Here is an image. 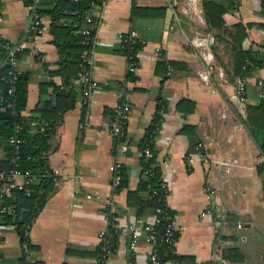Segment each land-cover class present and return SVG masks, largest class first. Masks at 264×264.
Masks as SVG:
<instances>
[{
    "label": "crops",
    "instance_id": "1",
    "mask_svg": "<svg viewBox=\"0 0 264 264\" xmlns=\"http://www.w3.org/2000/svg\"><path fill=\"white\" fill-rule=\"evenodd\" d=\"M102 0L95 9L94 44L89 53L95 90L85 104V125L79 130L81 94L74 107L62 115L51 140L47 163L58 182L27 231V244L7 224H0V264H98V233L106 228L103 203L111 199L118 223L134 218L126 207V192L135 191L140 176L137 145L150 122L158 98L164 112L153 142L154 157L168 185L165 202L177 231L176 254L191 264H264V153L244 124L245 105H256V81L264 80V63L247 75L232 76V56L208 30L201 0ZM225 8L222 26L225 41L264 58V10L261 0H212ZM136 12L132 15V9ZM28 6L22 0H0V38L17 43L25 36ZM42 33L36 43L27 42L28 53L19 68L29 70L27 115L37 103L40 62L55 68L57 55L48 32L49 19L41 16ZM236 27V28H234ZM134 31L142 41L136 52V79L123 84L131 109L125 137L116 142L108 126L116 120L118 84L125 77L124 57L116 36ZM196 34L207 36L212 61L205 64L194 46ZM37 46L38 55L31 49ZM158 52V54H157ZM2 56L0 53V64ZM225 66V70L220 64ZM173 68L169 76L165 66ZM227 73V75H226ZM243 78L244 102L234 93L235 80ZM56 84L59 77H54ZM191 100L194 109L178 112L175 104ZM184 131H182V129ZM196 140L211 160L202 164L184 160L189 140ZM117 145V146H116ZM4 150L0 146V159ZM117 161L126 179L124 187L111 191L109 165ZM225 161L229 171L220 172ZM163 163V164H162ZM20 180H18L19 182ZM207 185L214 191L208 194ZM85 194L95 198L86 199ZM97 197V198H96ZM75 204L74 206H72ZM206 206L219 208L217 220ZM148 215L143 219H150ZM22 247V250L20 248ZM115 250L106 264H127V237L118 234ZM149 246L137 238L134 264H148Z\"/></svg>",
    "mask_w": 264,
    "mask_h": 264
},
{
    "label": "trees",
    "instance_id": "2",
    "mask_svg": "<svg viewBox=\"0 0 264 264\" xmlns=\"http://www.w3.org/2000/svg\"><path fill=\"white\" fill-rule=\"evenodd\" d=\"M25 5H29L32 0H22ZM102 0H39L36 11L40 16H47L49 19L48 32L51 36V44L56 50L55 68H48L46 62L36 58L40 62L43 71V79L38 82L37 103L29 114L22 112L26 106L27 85L31 79L29 70L21 69L13 81V89L9 94L7 88L10 81V66L5 59V53L0 50L2 61L0 64V106L4 107L0 111V146L4 150V157L0 159V170L6 171L12 166L10 163L12 156V145L8 143V138L15 135L19 139L16 165L21 172L28 171L30 175L35 176V180L23 186L20 189H14L8 198L0 197V205L10 206L12 211L9 214L0 216V224L9 225L18 237L20 245L27 244V231L34 221L36 215L43 207L45 201L50 197L55 187L52 183V172L48 167L47 154L52 149L51 140L55 134L56 126L61 122L62 115L72 109L81 94L84 84L75 82L76 74L79 71H90V62L85 60L83 51L89 52L90 44L81 43L83 35L81 30L84 26L83 15L89 5L92 3L96 7ZM232 2V1H231ZM234 3V2H232ZM202 12L204 15L206 28L216 31V38L210 42V48L215 41L223 44L226 53L232 56V66L230 67L232 76L247 75L250 71L261 67L264 58L260 55L251 53L240 48V42L236 40V34L233 33L231 41H225L226 28L222 26L221 15L225 8L212 0H201ZM136 9H132V15ZM93 28L90 35L94 33V17H92ZM236 28V27H234ZM120 53L127 50L130 53L137 52L142 44L136 42L131 48L122 43H117ZM212 50V48H211ZM28 53L24 48L16 54L20 59ZM40 56V54H37ZM170 65V64H169ZM222 68L225 66L221 63ZM227 75V73H226ZM54 77H59L60 83L53 81ZM127 80H134L136 76L127 73ZM85 104L81 105L80 122H84ZM175 109L184 114L190 113L194 109V103L191 100L182 98L175 104ZM164 101L157 99L154 113L148 123L137 149L141 150L147 146L151 152L149 158L139 156L140 176L135 191L126 192V207L133 210L134 218L143 219L154 213V208L159 204H166L163 190L160 187V169L156 163L153 151V142L156 134H151L155 127L159 129L161 121L160 111L164 112ZM244 124L248 132L256 143L258 149L264 153V104L261 101L256 105H245ZM40 121L45 124L41 125ZM34 122V125L31 123ZM19 129L15 131V127ZM185 128L182 129L184 131ZM198 143L196 140H189L187 150L192 152L194 146ZM156 164V165H155ZM120 181L114 189V193L120 191L126 182L122 168L120 169ZM154 191L153 194L151 192ZM169 214L172 211L167 208ZM102 209V213H106ZM113 215L117 217L113 206ZM154 225L157 236L162 232L165 221L161 220ZM117 234L109 238V243H114ZM177 233H174V240ZM21 247V246H20ZM22 250V247L20 248ZM157 256L162 261H175L181 258L173 254L171 249L162 242H157ZM99 247H97V258ZM18 264H25L23 257L18 258ZM33 264H38L37 262Z\"/></svg>",
    "mask_w": 264,
    "mask_h": 264
},
{
    "label": "built area",
    "instance_id": "3",
    "mask_svg": "<svg viewBox=\"0 0 264 264\" xmlns=\"http://www.w3.org/2000/svg\"><path fill=\"white\" fill-rule=\"evenodd\" d=\"M39 0H32V2L28 5V20L25 26V36L18 41L17 43H12L8 40L0 38V50L5 53V59L10 66V81L9 86L7 88V93H11L13 89V81L16 77V74L20 71L19 68V60L16 58V54L19 53L22 49L25 48L27 42L36 43V39L41 35L42 23H41V16L36 11V6ZM232 2L236 3L239 0H231ZM187 5L191 4V0H187ZM261 4L264 10V0H261ZM96 6L94 4H90L87 10L83 15V23L84 26L81 30V34L83 35V39L81 41L82 44L92 46L94 44V33L90 35V30L93 28V21L92 17L95 15ZM117 43H122L126 45L128 48H131L136 42L139 41L142 44V41L139 40L136 33L134 31H127L116 36ZM194 46L198 48V54L200 55L201 59L205 64H208L212 61V55L208 48L207 36L196 34L195 38L193 39ZM33 55H37V46H33L31 49ZM89 52L84 50L83 55L85 56V60L89 61ZM136 52L130 53L127 50L123 53L124 57V67H125V77L123 82L118 84V103L116 105V120L112 122L108 126V133L116 142H121V140L125 137L126 125L130 118L131 109L128 104V99L124 91L122 90L123 84L127 81H134V80H127L126 74H132L136 76L137 65H136ZM158 54V52H157ZM90 62V61H89ZM173 68L171 65L167 64L165 66V74L169 76L172 72ZM75 82H80L84 84L82 92H81V103L86 104L91 96V94L95 90V81L92 78L90 71H79L76 74ZM234 93L235 97L239 102H244V90L245 84L244 79L239 77L235 80L234 85ZM256 95L260 100L264 99V80L258 79L256 81ZM4 107L0 106V111H3ZM163 112L160 111V115L162 117ZM35 123L32 122L31 125ZM41 125L45 123L40 121ZM85 125V122L78 123V129L80 130ZM19 129L18 126L15 127V131ZM159 129L156 127L152 129L151 134L158 132ZM8 143L12 145V156L10 163L12 166L7 169L6 171L0 170V197L8 198L11 194V191L14 189H20L23 186H26L32 183L35 179V176L30 175L28 171L21 172L17 169L16 165V154L18 150V143L19 139L15 135H11L8 138ZM117 146V145H116ZM137 156H144L145 158H149L151 156V152L147 146L142 148L141 150L137 149L136 152ZM194 157L202 164L210 163V159L205 155L204 152L201 150L200 143H197L194 146V150L192 152L184 154V160L190 161V159ZM163 164V163H162ZM156 165V164H155ZM220 167V172L225 174L229 171V167L227 162L220 161L218 162ZM160 166V164H158ZM121 166L117 161H113L109 165V172H110V181H111V191L113 192L116 186L119 184L120 181V172ZM18 180H20L18 182ZM52 183L56 184L58 182V178L55 175H52ZM160 187L162 188V192L166 198L168 194V185L166 181L163 179L162 175L160 174ZM206 190H208V194H212L214 189L207 185ZM154 191L151 192L153 194ZM86 199L95 198L91 194L84 195ZM97 198V197H96ZM73 204L72 206H74ZM103 208L107 211L103 213L104 218L106 220V228L98 233V247H99V255H98V264H106V259L113 252L115 249L114 243H109V238L112 235L118 234H125L127 237V264H134L133 257H134V250L137 242V238L139 235H144V240L146 244L149 246V250L146 254V259L148 264H191L189 261L180 259L175 261H162L157 256L156 246L157 242H162L166 244L173 254H176L174 249V233H177L176 228L174 226L173 215L169 214L167 208H169L166 204H159L154 208V213L151 214L149 217L150 219H140V218H133L127 223H118L117 217L113 215V202L111 199L106 200L103 203ZM170 209V208H169ZM12 209L10 206H2L0 205V216L5 214L11 213ZM212 211L214 217L219 220L221 218V213L219 208H211L206 206L204 210L200 211L199 216H203L204 212ZM161 216V220L165 221V225L162 228V232L159 236L156 235L154 230V225L159 222V217Z\"/></svg>",
    "mask_w": 264,
    "mask_h": 264
}]
</instances>
